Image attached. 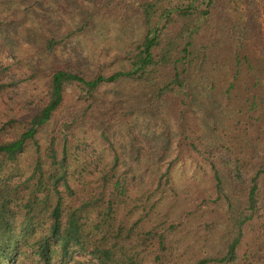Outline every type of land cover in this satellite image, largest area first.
<instances>
[{"label": "trees", "instance_id": "1", "mask_svg": "<svg viewBox=\"0 0 264 264\" xmlns=\"http://www.w3.org/2000/svg\"><path fill=\"white\" fill-rule=\"evenodd\" d=\"M113 1L98 2L108 7ZM170 1L139 4L144 34L124 52L126 71L102 76L69 66L51 67L40 104L18 124L13 119L0 123V264H183L174 259L176 250L168 240L170 235L176 238L174 232L177 234L184 218L194 220L195 199L189 190L193 180L178 192L170 177L182 152L189 157L200 154L208 163L210 196L215 197L212 203L225 202L234 216L225 253L191 259L187 264H253V258L264 264V249L260 248L256 258L241 254L245 230H253L263 201L264 153L257 162L253 158L248 182L241 175L240 158L228 159L225 188L217 166L223 159L195 140L185 144L190 138L180 127L183 140L178 143V153L156 175L155 190L150 192L142 188V159L148 154H143L146 148L136 135L130 132L136 145L131 160L118 151L107 133L115 131L112 124L101 130L102 142L97 145L78 135L86 112L91 114L85 119L106 118L107 106L98 98L105 85L149 87L152 100L161 104L168 97L186 95L193 78L208 65L226 76L232 66L228 92L249 86L254 99L264 104V45L249 37L250 22L227 23L224 40L200 47L205 18L221 0H188L178 7ZM228 1L235 6L242 2ZM254 2L247 0L246 4ZM62 43V39L45 40L44 50L55 64V50ZM244 66L245 77L240 80ZM2 78L0 90L17 85L13 80L2 83ZM69 96L74 98L70 110H78L79 117L63 114ZM52 123L60 128L49 129ZM201 170L206 178L207 172ZM201 200L206 203L205 198Z\"/></svg>", "mask_w": 264, "mask_h": 264}, {"label": "rangeland", "instance_id": "2", "mask_svg": "<svg viewBox=\"0 0 264 264\" xmlns=\"http://www.w3.org/2000/svg\"><path fill=\"white\" fill-rule=\"evenodd\" d=\"M98 1L0 0V77H3L2 83L13 80L17 84L0 90V123L13 119L18 124L40 104L51 67L69 66L89 75L100 73L102 76L128 69L124 52L143 37L138 6L144 0H114L108 7L100 6ZM187 1L168 3L178 7ZM242 2L235 6L228 0H221L217 8H212L211 15L205 18L200 47L204 43L224 40L227 23L233 25L246 21L250 22L249 37H255L257 43L264 45V0H255L251 5L246 4L247 0ZM86 21L88 26L83 27ZM81 26L83 29H79ZM48 38L63 40L55 50L58 64L44 50ZM212 66L208 65L197 73L190 88L185 90L186 95L168 97L161 104L152 100L153 91L149 87L128 86L126 83L105 85L98 98L107 106L106 118L85 119L91 114L86 112L81 117L82 127L77 131L79 137H89V141L97 145L102 142L101 130L112 124L115 131L107 133L118 151L131 160L136 148L131 133L136 135L146 148L143 154H148L142 159L145 161L142 188L152 192L156 187L154 178L178 153V143L183 140L179 129L182 127L190 138L183 141L185 144L195 140L223 159V163L218 162L217 166L225 188L230 158L233 161L235 157L240 158L241 175L248 182L256 159L264 153V104L254 99L253 89L249 86H239L228 92L232 66L227 70V76ZM245 70V66L241 68L240 80L244 79ZM73 102L74 98L67 97L63 114L72 117L76 113L79 117L78 110H70ZM52 127L60 128L58 123H52L49 129ZM200 167L207 172L206 178H202ZM209 174V165L200 154L189 157L182 152L171 168V182L178 192L184 191L190 185V179L193 180L189 190L195 199L194 220L184 218L177 234L174 232L176 238L168 237L170 247L176 250L174 259H180L183 264L191 259L216 258L225 253L234 216L225 202L212 203L215 197L210 196L212 180ZM167 194L170 201L171 193ZM262 197L253 230L246 228L241 245V254L249 253L255 258L260 248L264 249V185ZM254 260L253 264H262Z\"/></svg>", "mask_w": 264, "mask_h": 264}]
</instances>
